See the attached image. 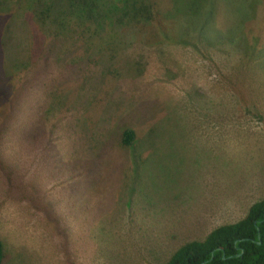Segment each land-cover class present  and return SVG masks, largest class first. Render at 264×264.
Returning a JSON list of instances; mask_svg holds the SVG:
<instances>
[{"label": "rangeland", "instance_id": "obj_1", "mask_svg": "<svg viewBox=\"0 0 264 264\" xmlns=\"http://www.w3.org/2000/svg\"><path fill=\"white\" fill-rule=\"evenodd\" d=\"M13 2L0 0L1 264H165L254 199L264 0L176 20L174 0H145L157 19L86 56Z\"/></svg>", "mask_w": 264, "mask_h": 264}, {"label": "trees", "instance_id": "obj_2", "mask_svg": "<svg viewBox=\"0 0 264 264\" xmlns=\"http://www.w3.org/2000/svg\"><path fill=\"white\" fill-rule=\"evenodd\" d=\"M111 1L115 3L117 0ZM144 1L122 0L121 8L118 9L109 8L108 0H14L12 6L8 7L16 15L22 14L24 9L28 11L33 8L34 22L50 26L43 32L55 31L56 38L64 41L65 49L70 51L68 45H74L80 47L86 56L92 52L104 55L105 50L101 46L109 41H122L128 46L131 41H126L127 36L129 39L130 34L134 36L140 31L141 25L145 26V23L157 19L158 13L152 11V5ZM179 1L174 0L171 5L170 13L177 12L169 13L167 16L170 19L197 16L207 3L214 0H201L200 5V0H186L188 4ZM188 8L195 10L190 11ZM158 31L161 40H170L164 30L159 28ZM108 56L112 63L111 69L117 62V54ZM135 137L131 129H126L122 133L120 145L129 148ZM2 259L0 244V264ZM165 264H264V199L250 206L242 220L215 228L202 241L184 244Z\"/></svg>", "mask_w": 264, "mask_h": 264}, {"label": "crops", "instance_id": "obj_3", "mask_svg": "<svg viewBox=\"0 0 264 264\" xmlns=\"http://www.w3.org/2000/svg\"><path fill=\"white\" fill-rule=\"evenodd\" d=\"M257 173H260V172H256L254 174V185L252 186V190H250L249 193H248V195L250 197L254 198V199H252L250 202L246 203L245 205L242 204L241 207L238 204V206L235 207L234 212H233V215H232L233 218L236 219V220H234V219L228 220L225 223L234 224V223L242 220L246 216L247 211L250 208V206H252L254 203L259 202V201H261V200L264 199V198H261L260 200H257L258 198H255V197H259L260 195H264V177L262 179H260V180H257L255 178V176H256ZM252 192H254V194ZM256 193H260V195L259 196H256ZM218 218H219V215L218 214H215V216L211 217V219L209 220L208 223L215 224V223L219 222V223H222L223 224V219L222 220H217ZM228 224H226V225H228ZM205 235L207 236L208 233L205 234Z\"/></svg>", "mask_w": 264, "mask_h": 264}]
</instances>
